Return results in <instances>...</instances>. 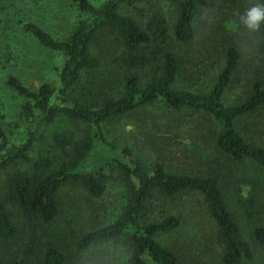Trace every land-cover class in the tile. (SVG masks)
I'll use <instances>...</instances> for the list:
<instances>
[{
	"label": "trees",
	"instance_id": "1",
	"mask_svg": "<svg viewBox=\"0 0 264 264\" xmlns=\"http://www.w3.org/2000/svg\"><path fill=\"white\" fill-rule=\"evenodd\" d=\"M70 1L87 18L78 22L65 42L54 40L35 24L24 28L44 49L63 53L59 87L44 83L32 92L15 78L7 82L26 100L21 107L23 142L10 144L0 126V172L5 175L7 202L25 218L49 224L58 215L57 196L61 189L76 188L100 199L108 183H119L126 194L122 212L114 222L81 237L78 250L86 251L104 241L122 242L128 249V264H181L156 241L157 236L175 230L179 219L170 216L151 221V203L155 198L173 202L180 194L197 193L215 223L217 241L222 247L221 264H264V147L248 142L236 128L241 120L264 108V87L255 83L243 101L232 106L223 104L241 60L239 51L234 47L225 50L223 64L205 93L174 88L181 65L171 50L160 55L154 79L141 86L139 71L156 62L150 61L144 51L153 40L167 42L171 34L170 41L182 46L195 38L197 0H104L99 5L89 0ZM156 2L171 7V28L159 16L152 17L144 30L120 11L122 7L134 9L136 5ZM223 2L232 8L231 19L237 26L238 13L264 0ZM259 40L264 53V37ZM93 46L96 57L91 54ZM101 61L125 70L118 86L109 80L86 83L83 87L93 100L85 102L80 95L73 99L82 74L98 70ZM153 104L196 115L209 146L232 168L230 177L221 182L214 174H170L161 164L147 171L129 148L109 141L104 131L106 124ZM58 121H65L73 130L54 135L51 141L43 135L38 137L39 126L49 127ZM37 140L44 149L55 150V154L41 155L29 171L19 170V166L31 164L29 154ZM101 155L107 174L102 168L95 172L90 169L92 159ZM241 185L250 187L251 197L245 202L240 197ZM15 235V226L0 199V241H10ZM64 262L59 250L48 248L38 264Z\"/></svg>",
	"mask_w": 264,
	"mask_h": 264
},
{
	"label": "rangeland",
	"instance_id": "2",
	"mask_svg": "<svg viewBox=\"0 0 264 264\" xmlns=\"http://www.w3.org/2000/svg\"><path fill=\"white\" fill-rule=\"evenodd\" d=\"M89 1L99 5L104 0ZM120 11L144 30L152 17L164 18L169 28L174 21L171 7L164 2L140 4L134 9L122 7ZM232 15V8L223 0H197L195 38L182 46L170 41L171 34L167 42L153 40L144 51L150 61L156 59V62L139 71L140 85L154 79L160 55L171 50L181 65L174 88L205 93L223 64L225 50L234 47L241 60L223 97V104L232 106L243 101L255 83L264 87V53L260 40L251 41L242 35L232 21ZM86 18L70 0H0V126L10 144L18 145L25 138L21 107L26 100L8 86V79H17L32 92L44 83L57 89L65 60L63 53L41 47L25 32V25L35 24L54 40L65 42L78 22ZM248 47H254L255 51L249 54ZM95 49L94 46L91 48V54L96 57ZM123 75L124 69L107 66L101 61L98 70L82 74L73 99L80 95L85 102H91L92 95L84 84L109 80L113 86H118ZM236 128L248 142L264 147V108L241 120ZM72 130L65 121H58L49 127L39 126L38 137L43 135L51 141L54 135ZM104 131L109 141L121 148H129L147 171L155 164H161L170 174L191 177L214 174L221 182L224 177H230L232 168L209 146L197 116L187 111L175 112L162 104H153L134 115L109 122ZM55 152L44 149L43 143L37 140L29 154L31 164L21 165L18 169L29 171L41 155L52 156ZM89 165L94 172L102 168L107 174L102 155L93 158ZM4 182L5 175L0 172V199L15 226L16 235L10 241H0V264H38L48 248L59 250L64 255V264H87L88 256L86 251L78 250V241L87 233L114 222L126 205V194L119 183H108L100 199L67 187L58 193L57 217L51 223L43 224L25 218L7 202ZM239 188L242 201L249 200L250 187L241 185ZM170 216L179 219V226L170 233L157 236L156 241L162 247L171 251L181 264H221L222 247L201 195L186 192L173 202L155 198L150 208L151 221L158 222ZM110 244L117 245L116 264H128L129 253L124 243ZM94 255L113 258L112 253L102 247Z\"/></svg>",
	"mask_w": 264,
	"mask_h": 264
},
{
	"label": "clouds",
	"instance_id": "3",
	"mask_svg": "<svg viewBox=\"0 0 264 264\" xmlns=\"http://www.w3.org/2000/svg\"><path fill=\"white\" fill-rule=\"evenodd\" d=\"M237 17V28L242 35L248 37L251 41H258L260 37H264V3L250 4L242 13H238ZM246 51L252 54L255 49L254 47H248ZM130 128L131 126H129V130ZM101 247L107 248L112 253L113 258L94 255ZM116 249L117 245H112L107 241L90 247L85 253L88 256L87 264H116L114 259L118 255Z\"/></svg>",
	"mask_w": 264,
	"mask_h": 264
}]
</instances>
